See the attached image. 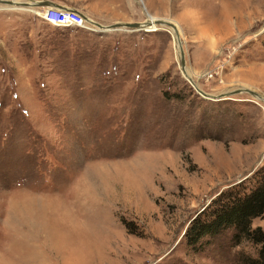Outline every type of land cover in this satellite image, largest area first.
I'll use <instances>...</instances> for the list:
<instances>
[{
    "label": "rangeland",
    "instance_id": "rangeland-1",
    "mask_svg": "<svg viewBox=\"0 0 264 264\" xmlns=\"http://www.w3.org/2000/svg\"><path fill=\"white\" fill-rule=\"evenodd\" d=\"M49 1L104 26L168 20L201 90L264 94V0ZM38 8L0 4V264L256 256L231 232L200 252L184 233L223 192L260 183L264 103L201 97L169 28L58 29Z\"/></svg>",
    "mask_w": 264,
    "mask_h": 264
},
{
    "label": "trees",
    "instance_id": "trees-1",
    "mask_svg": "<svg viewBox=\"0 0 264 264\" xmlns=\"http://www.w3.org/2000/svg\"><path fill=\"white\" fill-rule=\"evenodd\" d=\"M257 174L261 181L255 188L245 191L239 185L233 186L191 221L184 239L195 252L203 251L209 244L205 238L231 232V248L245 242L256 248V256L240 254L241 264H264V228L254 226L257 219L264 218V167Z\"/></svg>",
    "mask_w": 264,
    "mask_h": 264
},
{
    "label": "water",
    "instance_id": "water-1",
    "mask_svg": "<svg viewBox=\"0 0 264 264\" xmlns=\"http://www.w3.org/2000/svg\"><path fill=\"white\" fill-rule=\"evenodd\" d=\"M0 4L1 5H7V6L20 5L23 7H29V4H27V3L17 4L12 0H0ZM34 6H36V7H55V8L65 9V7L54 3L53 1H49V0L36 2ZM78 13L82 16V18L88 20L92 25H94L98 28H101L104 31H106V30L110 31V30H116V29H124V30L127 29V30L135 31V30H138V29L144 28L145 26L150 25V23L148 21L147 22L145 21L142 23H116L113 25L104 26V25H101L100 23L92 21L85 14L80 13V12H78ZM155 25H158L160 27L171 28L174 31V36L177 39L178 47H179V51H180V57H179V59H180V70H181L183 76L187 79V81L190 82V84L193 86L195 91H197V93L201 97H203L207 100H212V101H223V100H230L233 95L248 94L254 100L264 103V94L253 91L251 89L238 88L236 90L227 91V92H224V93H221L218 95H211V94L206 93L203 90H201L200 87H198L199 85H196L194 80L188 75L187 65H186V54H185V51L183 49V43H182V40L180 37V32H179L178 27L174 23H172L168 20H164V19H156Z\"/></svg>",
    "mask_w": 264,
    "mask_h": 264
},
{
    "label": "built area",
    "instance_id": "built-area-1",
    "mask_svg": "<svg viewBox=\"0 0 264 264\" xmlns=\"http://www.w3.org/2000/svg\"><path fill=\"white\" fill-rule=\"evenodd\" d=\"M32 12L38 18L58 29H87L83 21L81 24L79 23L82 16L77 11L66 12L55 7H42Z\"/></svg>",
    "mask_w": 264,
    "mask_h": 264
},
{
    "label": "bare ground",
    "instance_id": "bare-ground-1",
    "mask_svg": "<svg viewBox=\"0 0 264 264\" xmlns=\"http://www.w3.org/2000/svg\"><path fill=\"white\" fill-rule=\"evenodd\" d=\"M251 1H254V0H251ZM15 3H17V4H22V3H18L17 1H14ZM27 4H29V3H27ZM35 5V3H32V4H29V7H27V8H33V6ZM13 6H16V7H23V6H20V5H13ZM24 8V7H23ZM57 9H60V10H62V11H66V12H75L73 9H68V8H65V9H61V8H57ZM75 14H78V13H75ZM82 18V17H81ZM84 21H86V22H88V23H90L88 20H86V19H84V18H82ZM150 23V25L149 26H145V27H160V26H158V25H155V21H152V22H149ZM91 24V23H90ZM96 27V26H95ZM98 28V27H97ZM165 28H167V27H165ZM99 29H101V28H99ZM107 29V28H106ZM171 31H172V34H173V37H174V40H175V42H176V46H178V42H177V39H176V37L174 36V31L171 29V28H169ZM101 30H103V29H101ZM106 31H108V30H106ZM111 31V30H110ZM178 50H179V47H178ZM187 72H188V70H187ZM188 75L191 77V78H193L192 77V75L188 72ZM197 85V84H196Z\"/></svg>",
    "mask_w": 264,
    "mask_h": 264
}]
</instances>
